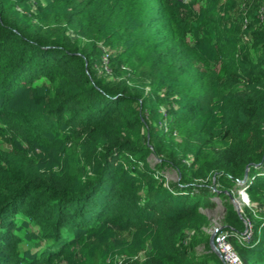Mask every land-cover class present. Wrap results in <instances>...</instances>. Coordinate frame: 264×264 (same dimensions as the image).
<instances>
[{
    "label": "trees",
    "instance_id": "16d2710c",
    "mask_svg": "<svg viewBox=\"0 0 264 264\" xmlns=\"http://www.w3.org/2000/svg\"><path fill=\"white\" fill-rule=\"evenodd\" d=\"M32 3L35 6L31 0H0V142L12 149L0 151V264H56L78 245L98 252L105 223L127 231L156 230L160 243L143 264H225L211 249L204 229L210 223L205 210L215 206V196L226 207L225 229L243 263L264 264V219L252 239L241 243L238 236L245 222L229 201V192L246 185L255 203L258 193H264V15L256 21L258 28L247 26L249 39L241 36L245 18L236 19L240 27L232 40L219 39L232 48L228 59H234L226 66L234 72L216 88L214 81L206 89L179 85V93L188 94L187 109L165 107L161 126L154 131L148 88L136 85L130 75L99 73L105 70L103 45L108 43L89 23L111 26L117 15L114 0H70L66 10L44 13V21H34L31 15L45 12L46 3ZM151 3L148 16L137 24L140 35L131 34L109 65L123 69L131 52L142 45L169 48L166 58L172 56V65L179 70L186 65L187 35L200 42L202 23L189 26L169 0ZM145 27L154 34L144 32ZM70 30L78 34L76 39ZM108 40L117 42L114 35ZM165 52L150 62L133 63L136 74L160 75L166 68ZM23 96L27 105H19ZM217 105L220 123L201 127L203 139L197 155L188 157L189 164L159 153L158 144L165 147L169 138L191 132L199 114L213 112ZM166 124L169 127H163ZM102 131L108 134L101 135L99 153L92 162L85 161L93 173L84 177L42 170L29 156L55 132L81 143ZM151 154L159 158L155 165L147 162ZM164 167L180 175L168 187L160 173ZM19 215L37 225L36 235L26 237L35 251L24 248ZM197 246H203L202 255Z\"/></svg>",
    "mask_w": 264,
    "mask_h": 264
},
{
    "label": "rangeland",
    "instance_id": "374dc122",
    "mask_svg": "<svg viewBox=\"0 0 264 264\" xmlns=\"http://www.w3.org/2000/svg\"><path fill=\"white\" fill-rule=\"evenodd\" d=\"M33 1L31 0V4L35 6V3H32ZM43 1L46 3L45 12L40 11L36 15H31L34 21H44L46 18L48 20V16L46 18L43 17L44 13L48 15V13L55 10H66L70 0ZM86 1L97 3L98 0ZM144 1H149V5H144ZM169 3L176 13H180V16L189 26L194 25L196 21L203 25L201 29L202 40L200 42H197L191 33L187 35L190 46L186 51L187 63L182 70L176 69L172 65L173 58L171 55L166 58L169 48H158L156 46L148 48L146 45H142L131 52L133 57L125 63L123 69H119L116 64L112 65L110 63L109 65V59L122 52L123 48L121 45L128 43L131 34L133 36L140 35V28H138L137 24L148 16L152 5L151 0H114V4L117 6V15L110 20L111 26L101 27L97 20L94 23H89L90 30L101 38H105L108 43L106 46L103 45L104 49L107 50L103 57L106 72L105 70L102 72L101 70L104 69L102 68L99 73L103 77L117 78L123 77V75H130L134 78L136 85L141 88L143 86L146 89L148 88L149 95L153 100L150 123L154 131L161 126V116L164 115L163 110H165V107H171V109L185 107L184 109H187L188 94H180L178 91L179 85H190L193 90H197L200 87L206 89L214 81L216 88L222 79L230 75L232 71L234 72L232 68L226 66L228 61L234 59H228L232 48L229 44L222 43L219 39L223 37L227 41L232 40V33L240 27V23H237L236 19L241 18L240 16L245 18L244 24L241 25V36L244 35L249 39V30L246 32L247 26L250 25L249 27L252 30L258 28V22L256 21L263 20L264 15V0H169ZM19 4V2H15V6ZM93 9H95V6H93ZM19 12L22 13L24 10L22 11L19 7ZM201 15L204 20L197 19ZM143 31L148 32L150 35L154 34L153 30L146 27ZM68 34L73 39L78 37L75 31L70 30ZM110 35H114L117 42L108 40ZM83 43H89V40L83 38ZM161 51H166L165 58H163V61H166V68L160 75L148 77L147 74H136L139 72L135 68L137 63L140 61L150 62ZM133 63L136 64L133 65ZM19 105H27L26 96L19 99ZM221 114L220 105H217L213 112L199 114L197 123L192 124L194 128L191 132L187 131L183 135H175L174 138H169L165 147H163L164 143L156 144L159 153L170 158L180 157L189 164V161L192 160H189L188 157L197 155L203 139L201 127L204 124L217 125L220 123ZM163 127H169V124ZM106 134H108L107 131H102L98 135L96 133L91 137H87L81 143H75L67 140L63 132H55L51 134L47 145H36L35 149L29 153V156L36 158L42 170L55 173L70 171L74 174L78 172L82 176L83 173H88L87 175H89L93 173V166L91 163L85 164V161L91 160L92 162V160H95L93 157L99 153L102 145L101 135L105 136ZM7 150H12L11 146L0 142V151ZM158 161L159 158L155 154H151L147 159V162L151 165H155ZM160 173L164 176L167 187L170 182L178 181L180 177L178 171L172 167H164L160 170ZM246 187L236 188L229 192V201L234 205V208L235 202L240 204L242 216L237 213L245 222L243 233L251 231L253 236L255 227L264 219V193H258L256 197L258 203H255L244 190ZM213 200L216 203L215 206L205 210L210 220V223L204 228L209 240L211 231L216 226L225 228L226 223L227 210L223 200L219 196L213 197ZM249 215H253V217L250 218ZM17 223L21 235L26 239L24 248L27 251H35L37 249L36 246L31 242L28 243L26 237L36 235L38 232L37 225L22 215L18 216ZM155 231V229L142 232L127 231L122 230L116 224L105 223L99 232L104 244L98 252H95L93 247L78 245L70 250L71 252L67 257L56 264H143L147 260L148 254L160 243ZM196 249L198 255H202L205 252L203 251V246H197ZM212 250L215 251L214 249ZM237 252L240 256L242 255L238 250Z\"/></svg>",
    "mask_w": 264,
    "mask_h": 264
},
{
    "label": "built area",
    "instance_id": "2783aa9c",
    "mask_svg": "<svg viewBox=\"0 0 264 264\" xmlns=\"http://www.w3.org/2000/svg\"><path fill=\"white\" fill-rule=\"evenodd\" d=\"M230 237L231 232L225 228L218 231L215 235V244L223 262L225 264H244L240 254L237 252L230 240ZM238 239L241 243L249 242L252 239V232L246 231L245 233H242V235L238 236Z\"/></svg>",
    "mask_w": 264,
    "mask_h": 264
},
{
    "label": "water",
    "instance_id": "95a60500",
    "mask_svg": "<svg viewBox=\"0 0 264 264\" xmlns=\"http://www.w3.org/2000/svg\"><path fill=\"white\" fill-rule=\"evenodd\" d=\"M246 176V175H245ZM246 180V177H245V179L244 180H240V182L242 183V182H244ZM235 208H236V210H237V212L240 214V216H242L241 215V206H240V204L238 203V202H235ZM224 227H218V226H216L212 231H211V235H210V246L212 247V249H214L217 253H218V255L221 257V255H220V253H219V251H218V249H217V246H216V244H215V235H216V233L218 232V231H220L221 229H223Z\"/></svg>",
    "mask_w": 264,
    "mask_h": 264
}]
</instances>
